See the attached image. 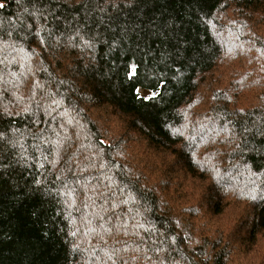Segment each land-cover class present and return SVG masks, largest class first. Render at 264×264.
<instances>
[{"label":"trees","instance_id":"trees-1","mask_svg":"<svg viewBox=\"0 0 264 264\" xmlns=\"http://www.w3.org/2000/svg\"><path fill=\"white\" fill-rule=\"evenodd\" d=\"M230 2L264 10L0 0V264H264V40L228 55L236 41L216 15ZM244 57L251 69L227 86L254 96L188 130L181 108ZM104 109L126 133L97 126ZM175 180L182 194L165 201L161 184Z\"/></svg>","mask_w":264,"mask_h":264},{"label":"rangeland","instance_id":"rangeland-1","mask_svg":"<svg viewBox=\"0 0 264 264\" xmlns=\"http://www.w3.org/2000/svg\"><path fill=\"white\" fill-rule=\"evenodd\" d=\"M260 14V17H255L252 12H245L241 10L233 2L227 3L222 9L219 10L218 14L216 15V20L219 22V25L222 26V30L218 32L219 36L222 39V35L225 34L229 37H232L236 41L234 44H224V49L228 55H233L240 49L242 50L247 44H251V41L253 44L258 45L260 40H264V10L260 12ZM255 23L260 24L259 26H255ZM235 30L241 33L240 39L235 38ZM256 51L258 53L257 56L259 57V61L257 62L256 66L261 73L262 79V77H264V50ZM244 63H247L246 57L236 61H228V63L227 60H223L216 72L210 76L217 78V82L213 83L214 85L211 89L204 87L210 78L204 79V83L198 87L199 89L195 99L190 104H188L185 109L181 108L180 111L182 114V120L189 119L185 120L184 122L188 124V130L196 127V124H201L203 122L208 123L212 120H221V110L223 106L227 105L229 110H234L237 106H241L240 103L234 102L239 100L243 95L249 97L254 96L253 87L241 90L228 88V86L232 84V81L241 76V71L243 68H250L249 65ZM221 91H226L230 95L228 96V99L218 95ZM99 120L101 121L100 123H97V126H99L101 129L123 134L127 132V124L121 118V115L116 112L110 111L109 109H104L101 112ZM134 146L140 152L145 149V147L142 146L138 140ZM142 154L148 156L147 162L150 166L149 170H159V173L164 170L165 164L160 157H156V155L152 153L147 154L146 151L142 152ZM161 185L162 188L160 192L165 198V201L172 202L173 200H178L180 198L182 189L178 187L176 180L171 181L170 183H163ZM183 201H185V199ZM226 211L228 214H230L233 209L230 210V208H228ZM178 217L181 219L184 218V215L178 213Z\"/></svg>","mask_w":264,"mask_h":264},{"label":"snow or ice","instance_id":"snow-or-ice-1","mask_svg":"<svg viewBox=\"0 0 264 264\" xmlns=\"http://www.w3.org/2000/svg\"><path fill=\"white\" fill-rule=\"evenodd\" d=\"M3 7V5L2 4H0V8H2ZM133 74H135V72H134V68H133ZM139 90H137V92H138Z\"/></svg>","mask_w":264,"mask_h":264}]
</instances>
